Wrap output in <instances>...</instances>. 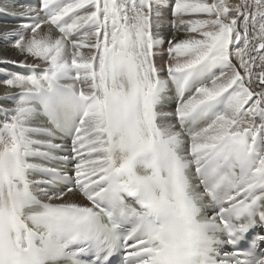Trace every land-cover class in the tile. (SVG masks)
I'll list each match as a JSON object with an SVG mask.
<instances>
[{"label":"snow or ice","instance_id":"obj_1","mask_svg":"<svg viewBox=\"0 0 264 264\" xmlns=\"http://www.w3.org/2000/svg\"><path fill=\"white\" fill-rule=\"evenodd\" d=\"M19 7L0 264H264V0Z\"/></svg>","mask_w":264,"mask_h":264},{"label":"bare ground","instance_id":"obj_2","mask_svg":"<svg viewBox=\"0 0 264 264\" xmlns=\"http://www.w3.org/2000/svg\"><path fill=\"white\" fill-rule=\"evenodd\" d=\"M24 1L25 0H4V6L7 8L8 11L11 12L13 10V8H11L10 5H12L13 3L23 5ZM166 3H167V0H166ZM16 7H19V6H16ZM163 11H164V15L166 18H171V13H170L168 7H165ZM200 18H207V17H200ZM4 22L5 21L0 19V32L10 30L11 28L18 26V23L8 22L7 24H5ZM44 31H47V26L44 27ZM170 34H171L170 24H168L167 20H166L165 28H164V35L168 36ZM9 40H12L14 42V37H10ZM9 40H5V39L0 38V59H9V60L21 59L22 57H20L17 54V50L12 48L9 45ZM9 67H11V66H9ZM0 71H3V66H0ZM18 92H19V89L11 88V87L3 84L2 82H0V106H4L3 102H4V97L6 95L16 94ZM7 106L8 107H14L15 104H14V102H11ZM167 110H171V106Z\"/></svg>","mask_w":264,"mask_h":264}]
</instances>
